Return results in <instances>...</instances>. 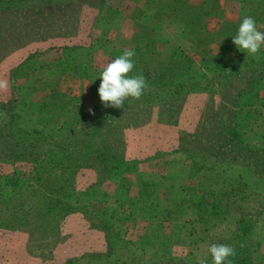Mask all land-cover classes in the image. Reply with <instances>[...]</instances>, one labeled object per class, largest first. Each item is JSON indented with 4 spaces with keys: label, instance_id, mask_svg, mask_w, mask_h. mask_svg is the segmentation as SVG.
I'll use <instances>...</instances> for the list:
<instances>
[{
    "label": "rangeland",
    "instance_id": "obj_1",
    "mask_svg": "<svg viewBox=\"0 0 264 264\" xmlns=\"http://www.w3.org/2000/svg\"><path fill=\"white\" fill-rule=\"evenodd\" d=\"M108 3L102 15L91 9L76 35L30 45L3 61L0 79H6L9 87L6 92L0 91V103L16 101L23 118L29 119L27 123L41 122L42 132L54 134L63 120L71 125L73 118L93 109L99 97L100 73L124 49H133L134 44L143 47L142 53L149 54L145 61L152 71L164 67L162 59L154 55L156 52L167 58L171 50H178L185 56L182 66L189 65L194 73L203 74L202 60L213 62L233 43L244 17H252L258 30L264 32V0ZM261 50L264 52V45ZM28 56L30 60L12 80L11 72ZM230 59L225 57L222 65ZM233 84L226 92L227 102L220 91L214 99L206 93L189 94L176 123H158L155 112L149 125L126 132L125 159L137 164L135 173L127 176L130 197L137 196L138 176L156 181L161 186V196L155 210L141 214L133 223L118 225L115 214L108 219L103 214L63 217L59 209H53L50 216L57 221L47 224L48 231H42L53 238L45 245L29 243L31 238L25 232L0 228V264H213L208 248L214 243L233 247L236 255L246 257L252 264H264V183H258L240 165L215 164L212 160L192 169L196 172L190 179L187 176L191 160L175 150L179 133H193L201 118L213 117L210 114L215 105L224 102V107L236 112L238 102H245L240 96L244 81L236 80ZM258 97L255 106H248L249 112L237 111L233 121L238 128L245 129L244 141L251 148L260 147L264 134L263 90ZM6 116V112H0V121L6 120ZM48 120L52 121L50 126ZM237 120L244 124H237ZM206 137L210 149L208 133ZM12 169L0 164V178L11 177ZM17 169L25 170L22 166ZM95 178L92 172L80 173L78 193ZM17 185L15 179L9 185L0 180V197L9 198ZM172 185L173 191L165 195ZM102 188L108 194L115 189L109 182ZM83 194H78L80 205L86 203ZM192 194L203 198L204 203L193 206V200L186 202ZM213 204L218 206L216 214L211 213ZM109 205L114 203L110 201ZM242 219L252 222L251 230L242 238L244 246L232 241L239 231L237 222ZM55 226L58 232L52 230ZM40 230H46L44 223ZM152 255L156 257L149 259Z\"/></svg>",
    "mask_w": 264,
    "mask_h": 264
},
{
    "label": "trees",
    "instance_id": "obj_2",
    "mask_svg": "<svg viewBox=\"0 0 264 264\" xmlns=\"http://www.w3.org/2000/svg\"><path fill=\"white\" fill-rule=\"evenodd\" d=\"M109 1L0 0V64L30 45L76 35L87 13L96 9L102 15ZM132 50L135 51V67L130 75H143L148 88L140 99H127L123 108H106L98 97L92 109L94 114H79L71 125L63 120L54 134H45L39 128L41 122L27 123L29 119L23 118L16 101L0 103V112L7 114V119L0 121V164L13 167L11 177L4 176L0 180L9 185L15 179L18 184L9 198L0 197V228L25 232L32 244L47 243L53 238L42 231H48L47 224L57 221L50 216L56 208L63 217L103 214L108 219L115 214L118 225L133 223L141 214L159 206L161 186L138 176L137 196L130 197L127 176L135 173L137 164L125 159L126 132L149 125L155 112L158 123H176L189 94L206 93L214 99L220 91L223 101L227 102L226 92L233 88L236 80L244 81L239 94L245 102H238V113L249 112L247 109L256 105L260 100L258 94L264 91V52L261 49L254 57L247 56L232 43L215 56L213 62L202 60L203 74L194 73L189 65L182 66L185 56L178 50H171L167 58L164 53L156 52L154 55L162 59L164 67L154 71L146 65L149 54L142 53L143 47L134 44ZM225 57L232 59L222 65ZM28 60L29 56L11 72L12 80L19 76V70ZM223 103H214L215 110L210 114L213 117L201 118L193 133H179L175 150L191 160L187 177L192 179L195 167L212 160L215 164L240 165L258 183H264V134L260 147L248 146L244 141L245 129L233 124L237 111H229ZM50 121L46 122L49 126ZM236 123L244 124L239 120ZM207 133L213 150L209 149ZM17 166L25 170L18 171ZM83 171L92 172L96 178L78 193L77 179ZM106 182L114 185L112 194L103 190ZM173 187L169 186L164 194L169 195ZM83 193L86 203L80 205L79 195ZM196 196L189 195L186 202L190 199L193 206H201L204 199ZM110 201L114 206L109 205ZM216 209L218 206L213 204L211 213L216 214ZM39 221L45 224L46 230H40L42 223L35 227ZM251 223L250 219L238 221L239 231L232 236V241L244 246L242 238L251 230ZM57 226L52 230L58 232ZM237 249L242 251V248ZM155 257L152 255L149 259ZM234 259H237L236 264H252L240 255L230 258Z\"/></svg>",
    "mask_w": 264,
    "mask_h": 264
},
{
    "label": "clouds",
    "instance_id": "obj_3",
    "mask_svg": "<svg viewBox=\"0 0 264 264\" xmlns=\"http://www.w3.org/2000/svg\"><path fill=\"white\" fill-rule=\"evenodd\" d=\"M233 43L240 51L255 56L264 45V32L258 30L252 17L246 16L239 24L237 34L233 36ZM134 56L135 51L126 48L100 73L97 91L104 107L123 108L127 99H140L148 88L143 75H130L135 67ZM8 87V81L0 79V91L6 92ZM89 112L94 114L91 109ZM208 252L213 264H232L229 258L236 255L235 249L226 244H211Z\"/></svg>",
    "mask_w": 264,
    "mask_h": 264
},
{
    "label": "crops",
    "instance_id": "obj_4",
    "mask_svg": "<svg viewBox=\"0 0 264 264\" xmlns=\"http://www.w3.org/2000/svg\"><path fill=\"white\" fill-rule=\"evenodd\" d=\"M124 42V41H123Z\"/></svg>",
    "mask_w": 264,
    "mask_h": 264
}]
</instances>
